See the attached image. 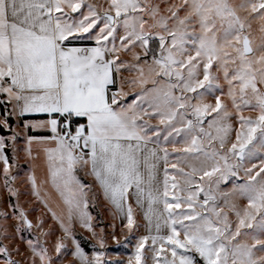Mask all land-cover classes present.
<instances>
[{"label": "snow or ice", "instance_id": "1", "mask_svg": "<svg viewBox=\"0 0 264 264\" xmlns=\"http://www.w3.org/2000/svg\"><path fill=\"white\" fill-rule=\"evenodd\" d=\"M0 95V129L11 133L0 136L4 186L18 198L19 151L43 158L45 178L28 177L32 195L63 232L55 260L42 219L41 235L20 247L16 234L33 223L10 205L0 215L19 224L13 234L0 225V264H113L88 211L94 185L128 233L141 227L132 201L147 206V234L127 264H264V0H0ZM27 114L48 118L24 130L51 134L27 135L18 149L10 118ZM241 172L243 183L219 192ZM74 221L95 240L91 254Z\"/></svg>", "mask_w": 264, "mask_h": 264}, {"label": "rangeland", "instance_id": "2", "mask_svg": "<svg viewBox=\"0 0 264 264\" xmlns=\"http://www.w3.org/2000/svg\"><path fill=\"white\" fill-rule=\"evenodd\" d=\"M90 3H96V4H104L105 0H88ZM181 0H168V3H175L179 4ZM91 43V42H89ZM125 59H131V55H125ZM131 94L129 97L130 102ZM223 99V97H222ZM208 102H213L214 100L212 98L208 99ZM5 114V108L2 114H0V117H2ZM244 115H252L254 116L255 113L245 110ZM10 123L13 125L15 130L20 133V138L17 141V148L22 149L25 147V136L26 132L21 127L22 123L20 120L16 119V117L10 118ZM150 123L154 126H158V120H152ZM234 124L238 127V122L235 120L233 121ZM162 127V126H160ZM7 134L0 135V136H10L11 133L5 130ZM169 150H171V146H169ZM6 154L10 158L13 156V152L11 149V146L6 148ZM35 172V175L37 177L38 182L42 181L45 178L46 174V164L43 161V158L41 160L36 161L33 163L30 161L26 154L23 151H19L17 153V159L11 169V175L16 177V180L11 182V187L17 191L18 198L17 197H11L10 193L8 192L7 188L4 186L3 180V172H2V164H0V214H3L7 212L9 216H11L12 213V207L10 205H16L19 204L20 207L24 209L26 212L28 219L32 221L33 227L31 229H27L26 226H24L20 233H17V240L16 243L19 244L20 247L25 248L26 245L21 240V237L24 238V240L29 238H35L37 236L41 235V230L37 228V222L38 219H42L45 221L43 226V231L45 232H51L53 233L50 236L42 237V240L45 241V246L49 249V255L53 257L55 260L56 254L54 251V245L57 239L61 238L63 236V232L59 227V224L57 221L53 220L51 217V214L48 212V210L44 207L43 203L37 200V198L32 195V189L30 181L28 180L29 175H31ZM78 177L87 184H93L91 181V178L89 176H86L84 172L78 171L77 172ZM162 175V173H161ZM244 176L241 172L239 174V177H229L227 181H221L219 185V192H228L232 189L233 183L240 184L244 182ZM94 185V184H93ZM45 192L48 193V196L50 198V203L54 208L59 211V205H62V201L60 200L59 194L56 193L55 189L51 187V185H46L43 189ZM93 191L96 192V199L93 201H90L89 209L88 211L93 217V225L95 227L96 232L99 234L101 228L104 229L103 235L105 236L106 241V260L110 262H123V264H127L128 257L131 256L134 253V245L136 243L137 238L140 235L147 234V222L146 220L142 218L144 213L135 206L134 200L132 201L133 207H134V213L135 218L137 222L141 225L138 231H134L133 233H128L127 229L123 228V224L126 222L122 216H114L113 213L115 209L113 206H110V204L103 200L101 198V193L97 189V187L94 185ZM237 203L243 205L246 203V201L237 200ZM147 210V206H144L143 211L145 212ZM141 211V212H140ZM233 219H235L233 217ZM19 224L18 220H15L13 218H9L5 220V218L0 215V225H7L8 231L10 234L15 233V227ZM73 232L77 238V240L80 241L81 247L84 248V250L91 254L92 252V246L96 243L95 240L92 238L91 234L87 232L85 229H82L79 226L78 221L73 222ZM115 234L116 240L112 239V234ZM119 241V243L117 242ZM65 243L68 246V249L71 250L73 248L71 241H65ZM127 244V247L124 245ZM98 247V245H97ZM14 259H20V257H14Z\"/></svg>", "mask_w": 264, "mask_h": 264}, {"label": "crops", "instance_id": "3", "mask_svg": "<svg viewBox=\"0 0 264 264\" xmlns=\"http://www.w3.org/2000/svg\"><path fill=\"white\" fill-rule=\"evenodd\" d=\"M254 35H256V36H258L259 35V33H258V26H256V31H254ZM88 46H92L91 45V43H88ZM0 100H5V97L3 96V95H0ZM1 104L3 105V107L5 108V104H3V103H0V114H1ZM48 117H47V115L46 114H27V115H24V116H21V117H16V119H18V120H20L21 121V123H22V125H21V127L23 128V125H24V122L25 121H38V120H45V119H47ZM23 130H24V128H23ZM25 132H26V136L27 135H50L51 133L50 132H44V131H42V130H37V131H33V130H31V129H28V130H24ZM90 178H91V181L93 182V184H94V179H93V177H91V176H89ZM97 189H98V187H97ZM99 190V189H98ZM100 191V190H99ZM101 193V192H100ZM101 198L103 199V200H105L104 198H103V195H102V193H101ZM106 201V200H105ZM110 204V203H109ZM135 204V203H134ZM110 206H112L111 204H110ZM146 206V205H145ZM143 213H144V211H143V208H139ZM140 211V212H141ZM142 218L144 219V215L142 216ZM144 221H145V219H144Z\"/></svg>", "mask_w": 264, "mask_h": 264}, {"label": "trees", "instance_id": "4", "mask_svg": "<svg viewBox=\"0 0 264 264\" xmlns=\"http://www.w3.org/2000/svg\"><path fill=\"white\" fill-rule=\"evenodd\" d=\"M3 111H4V107L1 104V114L3 113ZM5 134H7V132L5 130L0 129V135H5Z\"/></svg>", "mask_w": 264, "mask_h": 264}]
</instances>
